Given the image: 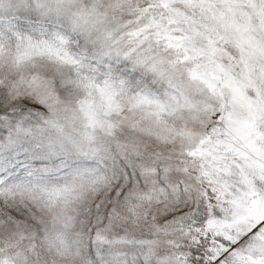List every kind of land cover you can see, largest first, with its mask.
Here are the masks:
<instances>
[{
	"label": "snow or ice",
	"instance_id": "1",
	"mask_svg": "<svg viewBox=\"0 0 264 264\" xmlns=\"http://www.w3.org/2000/svg\"><path fill=\"white\" fill-rule=\"evenodd\" d=\"M0 264H264V0H0Z\"/></svg>",
	"mask_w": 264,
	"mask_h": 264
}]
</instances>
